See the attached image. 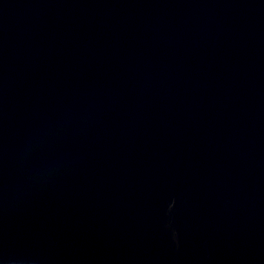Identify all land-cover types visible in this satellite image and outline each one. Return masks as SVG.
Here are the masks:
<instances>
[{
	"label": "water",
	"instance_id": "95a60500",
	"mask_svg": "<svg viewBox=\"0 0 264 264\" xmlns=\"http://www.w3.org/2000/svg\"><path fill=\"white\" fill-rule=\"evenodd\" d=\"M0 264H264V0H0Z\"/></svg>",
	"mask_w": 264,
	"mask_h": 264
}]
</instances>
